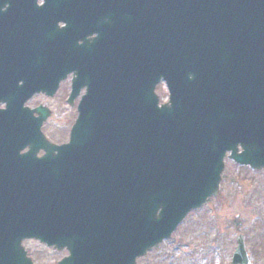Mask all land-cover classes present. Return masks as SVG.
I'll return each mask as SVG.
<instances>
[{"label":"water","instance_id":"obj_1","mask_svg":"<svg viewBox=\"0 0 264 264\" xmlns=\"http://www.w3.org/2000/svg\"><path fill=\"white\" fill-rule=\"evenodd\" d=\"M122 1L136 16L93 47H48L50 66L79 69L74 96L87 90L57 147L23 109L60 83L29 76L16 13L32 0H0V264H34L28 240L67 250L60 264H137L220 194L227 158L264 171V0ZM237 243L232 264H252Z\"/></svg>","mask_w":264,"mask_h":264},{"label":"rangeland","instance_id":"obj_2","mask_svg":"<svg viewBox=\"0 0 264 264\" xmlns=\"http://www.w3.org/2000/svg\"><path fill=\"white\" fill-rule=\"evenodd\" d=\"M157 93L168 101L165 85ZM63 126H53L51 131ZM52 137L61 138L53 132ZM242 235L254 264H264V172L226 161L220 194L191 213L173 237L152 250L138 264H231ZM35 264H57L65 253L48 250L37 242H25Z\"/></svg>","mask_w":264,"mask_h":264},{"label":"flooded vegetation","instance_id":"obj_3","mask_svg":"<svg viewBox=\"0 0 264 264\" xmlns=\"http://www.w3.org/2000/svg\"><path fill=\"white\" fill-rule=\"evenodd\" d=\"M136 12L135 7L128 6L122 0H32V10L16 13L21 39H26L25 34L32 32V41H29L32 43L22 45L31 55V59L27 61L30 63L27 69L32 80L60 82L53 95L34 94L24 105V108L32 111V130L37 126L36 120L42 118V115L36 113L41 110L43 114H48L41 126L44 138L56 146L66 144L85 95L83 90L77 97H72L73 81L77 78L79 69L50 66L52 60L46 59L45 56L49 54L48 47L51 42L58 38L69 41L70 38L72 42L77 41L80 49L93 47L95 39L102 32L113 28L117 16L126 20L134 18ZM5 108V104H0V110ZM53 126H63L61 130L51 131V134L54 132L61 138L58 141L48 133V129ZM28 151H23V154ZM45 157V153L41 151L34 158L42 160ZM65 254L63 258L67 256V253Z\"/></svg>","mask_w":264,"mask_h":264}]
</instances>
